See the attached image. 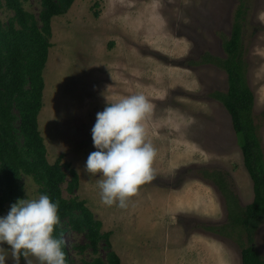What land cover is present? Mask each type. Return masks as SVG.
<instances>
[{
	"label": "rangeland",
	"instance_id": "rangeland-1",
	"mask_svg": "<svg viewBox=\"0 0 264 264\" xmlns=\"http://www.w3.org/2000/svg\"><path fill=\"white\" fill-rule=\"evenodd\" d=\"M242 2L247 80L264 144V0H75L52 20L39 130L49 162H59L69 175L61 186L63 197L84 202L102 223L101 235L109 234L95 254L87 231L73 222L80 214L65 220L71 264L106 261L110 252L121 264H242L236 233L228 239L205 230L219 231L229 216L222 193L203 173L226 172L239 204L253 202V182L232 118L213 97L227 93L228 75L205 60L227 58L224 45ZM24 8L38 18L41 1L29 0ZM13 17L0 0L1 21L8 25ZM133 94H144L152 104L143 125L157 154L153 178L121 209L102 204L101 177L83 168L96 151L91 132L96 114L107 100ZM77 168L80 181L71 186ZM22 185L24 198L27 192L43 194L44 184L33 176L25 175ZM2 193L0 185V198ZM11 205L0 208V215ZM256 244L264 258V224ZM7 264H14L10 253Z\"/></svg>",
	"mask_w": 264,
	"mask_h": 264
},
{
	"label": "trees",
	"instance_id": "trees-1",
	"mask_svg": "<svg viewBox=\"0 0 264 264\" xmlns=\"http://www.w3.org/2000/svg\"><path fill=\"white\" fill-rule=\"evenodd\" d=\"M28 1L6 0V6L14 17L8 25L0 19V185L3 187L0 208L24 199L22 180L25 175L42 182L43 194L59 201L60 220L54 236L63 241L66 264H71L63 239L65 220L80 214L73 222L77 229L87 231L95 254L98 253L99 242L109 236L101 235L102 223L95 219L84 202L63 197L61 186L69 175L59 162H49L47 147L39 130L51 23L55 17L66 14L75 0H40L42 11L38 18L25 10L24 3ZM245 16L246 6L242 2L236 12L231 37L224 45L227 58L210 55L205 60L222 67L228 75L227 93L213 97L223 103L232 118L244 166L253 182V202L246 207L239 204L226 172L203 169V173L226 200L229 221L219 227L217 233L228 239L237 234L242 264H264L256 244L257 234L264 224V144L260 138L259 122L254 118L255 95L247 80L243 46ZM71 175V186H78L79 175L75 171H71ZM90 264H121V259L115 252H110L106 261L98 258Z\"/></svg>",
	"mask_w": 264,
	"mask_h": 264
},
{
	"label": "clouds",
	"instance_id": "clouds-1",
	"mask_svg": "<svg viewBox=\"0 0 264 264\" xmlns=\"http://www.w3.org/2000/svg\"><path fill=\"white\" fill-rule=\"evenodd\" d=\"M107 99V98H106ZM152 112L144 94H133L114 102L107 100L96 114L91 129L96 151L89 154L83 172L99 175L102 204L129 206L140 186L153 178L156 149L146 139L143 121ZM77 175L81 169L77 168ZM27 191V188H26ZM59 201L47 194L19 199L5 215H0V264H7L9 253L14 264H66L63 241L54 236L59 224ZM10 246L9 249L3 247Z\"/></svg>",
	"mask_w": 264,
	"mask_h": 264
},
{
	"label": "flooded vegetation",
	"instance_id": "flooded-vegetation-1",
	"mask_svg": "<svg viewBox=\"0 0 264 264\" xmlns=\"http://www.w3.org/2000/svg\"><path fill=\"white\" fill-rule=\"evenodd\" d=\"M214 185V184H213ZM220 191V190H219ZM224 197V196H223ZM227 206V205H226ZM227 212H228V210H227ZM223 226V225H222ZM205 230H206V232H208V233H210V232H213V234H215V235H218V236H221V235H219L218 233H215V232H217L216 230L215 231H211L210 229H209V227L207 226V227H205ZM223 237V236H222ZM225 238V237H224Z\"/></svg>",
	"mask_w": 264,
	"mask_h": 264
},
{
	"label": "crops",
	"instance_id": "crops-1",
	"mask_svg": "<svg viewBox=\"0 0 264 264\" xmlns=\"http://www.w3.org/2000/svg\"><path fill=\"white\" fill-rule=\"evenodd\" d=\"M122 264H123V262H122Z\"/></svg>",
	"mask_w": 264,
	"mask_h": 264
}]
</instances>
